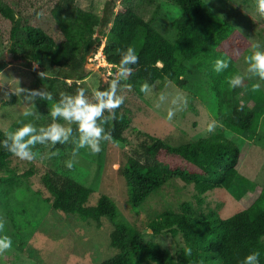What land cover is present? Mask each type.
Here are the masks:
<instances>
[{"label": "trees", "instance_id": "16d2710c", "mask_svg": "<svg viewBox=\"0 0 264 264\" xmlns=\"http://www.w3.org/2000/svg\"><path fill=\"white\" fill-rule=\"evenodd\" d=\"M171 1L182 10V17L174 22L173 40L144 19L133 0H106L96 35H93L92 13L82 8L78 0L52 1L46 12L53 20L52 30L36 22V18L45 14L40 11V1L0 0V36L17 63L34 69V64L48 62V70L62 78L65 90L71 93L83 87L80 81L87 76L85 61L102 45L103 38L105 59L115 72L120 60L118 49L126 50L129 46L135 49L139 62L133 66L132 76L121 84H130L133 92L140 95L144 94L140 92L144 81L152 85L155 81L173 79L179 87H184L186 62H193L209 79L219 74L213 70L218 58H230L229 70L235 71L233 57L219 48L224 40L231 38L232 27L204 0ZM117 2L121 4L118 9ZM112 78L100 82L98 90H105ZM68 79L70 83H66ZM254 84L257 83L250 79L241 87L242 91L232 93L230 110L221 118L225 127L238 129L249 138L255 135L264 113V90L260 87L259 91H253ZM116 117L105 127L111 129L113 138L120 139L130 123L125 99L116 110ZM5 134L0 128V141L5 139ZM141 135L144 141L126 158L122 170L133 209L172 177L192 183L199 192L214 187L234 192L236 185L244 188L249 183L238 169V145L229 138L199 137L171 145L150 133ZM12 158L11 153L0 147V182L7 184L6 194L21 184ZM42 182L49 193L45 200L54 209L96 221L103 216L111 220L114 228L110 244L117 252L89 264H240L254 250L260 252V264H264L263 192L255 197L250 208L226 217L215 210L196 211L182 202L178 210L167 209L151 219L152 233L145 239L141 231L120 216L116 203L107 195L102 194L96 204H89V187L53 169L43 173ZM162 235L172 236L178 245L175 248L164 245Z\"/></svg>", "mask_w": 264, "mask_h": 264}, {"label": "rangeland", "instance_id": "374dc122", "mask_svg": "<svg viewBox=\"0 0 264 264\" xmlns=\"http://www.w3.org/2000/svg\"><path fill=\"white\" fill-rule=\"evenodd\" d=\"M3 1L14 3L21 0ZM38 1L42 4L40 11L45 14L36 18V22L52 30L55 26L46 12L53 0ZM105 1L78 0L82 8L92 13L93 35L97 34ZM133 1L135 9L144 19L169 40L174 39V22L182 17L179 5L171 0ZM204 1L232 27L231 38L224 40L219 48L233 57L235 71L228 68L215 79H209L193 62H186L184 87H179L173 79H164L152 84L150 95L123 89L121 94L125 97L130 123L123 130L122 137L105 142L98 155L81 149L71 170L65 166V161L71 159L72 141L78 137L75 125H72L73 132L67 144H57L55 147L36 145L34 151L37 156L32 161H22L13 156L12 163L18 168L21 184H16L6 194L7 184L0 182V218L5 220V228L0 236L7 235L12 239V248L0 254V264H89L100 262L117 252L110 244L114 227L108 217L103 216L99 221L82 218L77 213L56 210L45 200L49 193L43 185L42 175L49 169L72 176L89 187V204L94 205L102 194L107 195L116 203L120 216L141 231L145 239L148 238L147 234L152 233L150 220L167 209L178 210L182 202L188 203L196 211L215 210L226 217L243 208H250L255 197L264 193V113L252 138L238 129L225 127L221 120L223 114L230 110L232 93L242 91L241 87L229 88V77L244 75V84L252 79L264 90V81L258 77L247 78L248 65L245 62V57L253 51V43L259 42L264 50V19L256 12V0ZM120 7V2H117L116 9ZM105 42L103 38L102 45L88 55L92 59L85 61L87 76L80 83L89 96L98 90L100 82L116 73L112 64L105 59ZM0 59L3 61L0 66V128L8 133L22 126V123H33L37 127L52 123L49 115L51 102L37 99L35 103H28L21 96L20 88L44 89L58 99L61 92L74 94L65 90L64 80L51 74L46 61L34 64V69L17 63L3 45L1 36ZM40 72H45L44 78L39 76ZM70 81L68 79L66 83ZM160 94L167 97L162 103L159 102ZM177 96L186 99L187 107L177 110L173 119L168 120V110L174 107L171 101ZM157 103H160L159 107H156ZM25 112L32 115L25 116ZM214 121L218 126L214 132H208L209 123ZM142 132L155 135L171 145L187 143L199 137L229 138L238 145V169L249 179V183L244 188L236 185L234 192L221 187L199 192L192 183L172 177L133 209L122 170L126 158L138 150L144 141ZM57 149L58 154L52 156L51 153ZM26 170L29 174L25 175ZM24 177L28 179L24 180ZM160 239L164 245L173 248L178 245L170 235H162Z\"/></svg>", "mask_w": 264, "mask_h": 264}, {"label": "clouds", "instance_id": "9594fccd", "mask_svg": "<svg viewBox=\"0 0 264 264\" xmlns=\"http://www.w3.org/2000/svg\"><path fill=\"white\" fill-rule=\"evenodd\" d=\"M256 12L261 19H264V0H256ZM251 47L253 51L245 57L248 65L247 78L258 77L260 81H264V50L259 42L253 43ZM118 52L120 60L117 72L105 90H97L91 96L83 87L77 88L74 94L61 92L58 99L54 98L53 93L44 89L20 88L21 96L28 103H35L37 99L51 102L49 115L52 123L40 127L33 123H22V126L5 134V139L0 141V147L22 161H32L37 156V152L34 151L36 145L55 147L57 144H67L73 132L72 125H75L78 137L72 141L74 147L71 159L65 161V166L70 170L74 167L81 149H88L92 155H98L102 151V145L113 139L111 129H106L105 126L116 120V110L124 103L125 97L120 94L122 88L131 90L130 84L122 86L121 82L127 81L132 76L133 66L139 62L138 54L131 46L126 50L118 49ZM101 54L104 57L103 52ZM229 63L230 58H218L214 62L213 70L216 73H222L229 68ZM39 76L44 78L45 72H40ZM245 78L244 75L234 74L227 79V84L230 89L242 87ZM259 89L260 84L253 85V91H259ZM152 91L153 87L147 81L140 85V92L145 95H150ZM166 99L165 94H160V103ZM160 103H157L156 107H159ZM171 103L174 107L168 110V120L173 119L177 110L187 107L186 99L179 96L173 98ZM24 115L30 116L32 113L25 112ZM217 126L215 121L209 123L207 131L214 132ZM58 152L57 149L51 155L55 156ZM4 228L5 220L0 218V232H3ZM11 248V237L0 236V254ZM187 254H191V249L187 250ZM240 264H260V252L254 250L248 253Z\"/></svg>", "mask_w": 264, "mask_h": 264}, {"label": "built area", "instance_id": "2783aa9c", "mask_svg": "<svg viewBox=\"0 0 264 264\" xmlns=\"http://www.w3.org/2000/svg\"><path fill=\"white\" fill-rule=\"evenodd\" d=\"M94 56H95V54H94ZM92 59V56L90 55L89 57H88V61H90Z\"/></svg>", "mask_w": 264, "mask_h": 264}]
</instances>
